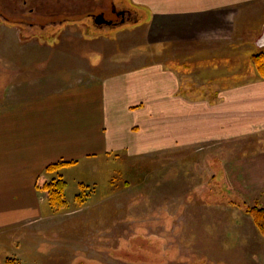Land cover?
I'll return each instance as SVG.
<instances>
[{"label": "crops", "instance_id": "0c3cea01", "mask_svg": "<svg viewBox=\"0 0 264 264\" xmlns=\"http://www.w3.org/2000/svg\"><path fill=\"white\" fill-rule=\"evenodd\" d=\"M128 1L144 16L139 12L123 30H138L131 42L162 47L163 60L2 66L8 78L0 75V247L20 264H110L100 248L110 247L105 236L116 207L86 208L87 198L80 208L54 212L35 188L48 165L105 169L112 154L143 156L264 134V80L251 59L264 46V0ZM207 85L215 89L204 93ZM233 163L234 190L264 199V151ZM119 196L106 192L97 204ZM81 213L95 216L86 223V242H77V233L65 240L63 218ZM48 227L56 240L34 238ZM80 244L85 258L76 256Z\"/></svg>", "mask_w": 264, "mask_h": 264}, {"label": "rangeland", "instance_id": "374dc122", "mask_svg": "<svg viewBox=\"0 0 264 264\" xmlns=\"http://www.w3.org/2000/svg\"><path fill=\"white\" fill-rule=\"evenodd\" d=\"M89 1L44 0L42 5L49 13L58 11L69 17L87 6L93 8L94 3ZM137 10L143 17V9ZM74 22L44 25L43 29L0 22V75L4 74L2 66L11 62L39 64L38 70H42L41 64L67 66L89 61L91 65H120L126 61L132 65L166 58L162 47L142 45L138 39L139 44L136 40L131 42L138 33L136 28L97 31L91 26L87 29L82 17H76ZM125 36L129 39V49L122 52L124 40L121 39ZM263 49L264 46L260 50ZM3 78H8L7 73ZM214 89L207 85L202 91L210 93ZM261 151H264V134L143 156L112 154L105 169L75 164L61 171L67 183L66 210L75 207L73 198L80 191L79 184L86 185L89 198L86 208L100 209L104 204L116 207L109 236H105L110 247L106 244V248H100V255L110 264H139L143 259L144 264H264V238L246 212L253 206L264 208L263 196L237 193L231 183L235 176L233 162ZM105 178H108L106 183ZM92 182L96 191L92 190ZM106 192H121L124 198L119 196V199L103 200V205L97 204ZM103 216L96 215V219ZM94 218L83 213L75 215L72 221L63 218L64 239L74 240L79 234L77 242L85 243L91 224L86 223ZM52 231L55 229L48 227L34 238L48 236L46 239L56 240L50 235ZM80 245L76 256L85 258L88 249ZM100 249L95 248L96 252ZM9 252L0 247L1 264H5Z\"/></svg>", "mask_w": 264, "mask_h": 264}, {"label": "flooded vegetation", "instance_id": "af4514ba", "mask_svg": "<svg viewBox=\"0 0 264 264\" xmlns=\"http://www.w3.org/2000/svg\"><path fill=\"white\" fill-rule=\"evenodd\" d=\"M43 1L0 0V22H15L21 27L25 25L30 29L33 27L43 29L44 25L51 26L68 20L76 24L75 18L79 16L87 24V29L91 26L97 31L103 29L118 31L127 25H135L139 19V11L128 0H91L89 2L95 5L93 8L87 6L81 13L69 17L59 14L58 11L49 13L48 8L42 5Z\"/></svg>", "mask_w": 264, "mask_h": 264}, {"label": "trees", "instance_id": "16d2710c", "mask_svg": "<svg viewBox=\"0 0 264 264\" xmlns=\"http://www.w3.org/2000/svg\"><path fill=\"white\" fill-rule=\"evenodd\" d=\"M251 59L257 73L264 80V49L254 54ZM72 164H74V162H59L48 165L35 184L36 190L45 196L48 206L54 212L65 211L69 206L65 197L67 183L63 180L61 175H56L54 177H48V175L57 173L61 168ZM79 187L80 191L73 198L75 208L82 207L88 197L85 191L86 185L79 184ZM246 212L251 217L259 234L264 238V208L253 206L247 208ZM5 264H18V262L15 259L8 258L5 260Z\"/></svg>", "mask_w": 264, "mask_h": 264}, {"label": "water", "instance_id": "95a60500", "mask_svg": "<svg viewBox=\"0 0 264 264\" xmlns=\"http://www.w3.org/2000/svg\"><path fill=\"white\" fill-rule=\"evenodd\" d=\"M262 37H263V42H264V33H263V36Z\"/></svg>", "mask_w": 264, "mask_h": 264}]
</instances>
